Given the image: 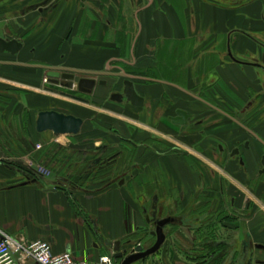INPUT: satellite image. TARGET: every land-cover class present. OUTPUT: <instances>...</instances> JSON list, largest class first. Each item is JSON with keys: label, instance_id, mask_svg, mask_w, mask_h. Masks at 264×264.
I'll return each mask as SVG.
<instances>
[{"label": "crops", "instance_id": "obj_1", "mask_svg": "<svg viewBox=\"0 0 264 264\" xmlns=\"http://www.w3.org/2000/svg\"><path fill=\"white\" fill-rule=\"evenodd\" d=\"M247 1L0 0V38L22 44L15 56L0 53V61L94 73L114 66L152 70L161 79L171 66L184 72L187 88L198 78V65L219 61L224 82L241 91L246 68L225 58V44L228 39L234 57L244 61L250 45L243 33L260 26L264 9V0ZM47 73L0 64V231L26 242H47L53 254L68 252L76 260L96 261L113 253L116 242H135L128 221L136 209L126 206L122 185L84 191L85 183L78 180L90 174L89 151L70 149L66 137L39 133L35 126L40 112L56 111L83 121L76 143L97 134L93 145L103 144L109 126L97 114L115 120L120 115L104 103L108 89L97 85L89 96L78 93L79 78L97 82L96 76L75 75L73 87L67 88L50 82ZM28 160L48 167L52 176L35 175ZM180 181L172 186L183 200H192L190 193L198 184L183 177Z\"/></svg>", "mask_w": 264, "mask_h": 264}, {"label": "flooded vegetation", "instance_id": "obj_2", "mask_svg": "<svg viewBox=\"0 0 264 264\" xmlns=\"http://www.w3.org/2000/svg\"><path fill=\"white\" fill-rule=\"evenodd\" d=\"M259 22L243 33L250 45L244 61L234 57L228 39L225 44V58L246 68L241 91L224 82L219 61L198 65L191 88L183 80L184 72L171 66L164 79L152 70H107L135 77L127 80L142 99L140 106L124 94L126 78L94 77L99 80L93 89H108L104 103L130 124L125 125L126 133L115 132L119 145L112 147L106 138L98 149L93 162L103 172L101 179L123 184L132 171L131 181L141 188L138 195L152 200L150 214L141 207L142 215H148L146 223L155 231L157 221L173 220L163 232L166 227H184L180 216L172 217L183 215L179 205L184 196L176 191L173 199L177 188L172 183H181L183 177L198 184L190 197L198 200V249L203 260L214 258L219 249L238 248L242 264H264V9ZM254 230L261 238L252 237ZM154 231L150 237L155 239ZM224 233L227 240L220 238ZM130 245V240L124 241L120 250L128 254Z\"/></svg>", "mask_w": 264, "mask_h": 264}, {"label": "rangeland", "instance_id": "obj_3", "mask_svg": "<svg viewBox=\"0 0 264 264\" xmlns=\"http://www.w3.org/2000/svg\"><path fill=\"white\" fill-rule=\"evenodd\" d=\"M34 10V9H33ZM12 11H10L11 13ZM9 12L5 13V15H8ZM129 17H131V13L128 15ZM129 27L131 28V22L129 24ZM134 31V29H133ZM7 54V53H6ZM33 73V72H32ZM28 76L31 74V72H27ZM74 85V84H73ZM75 87V86H74ZM95 114V113H94ZM97 119L100 120H106V125H107V134H106V138H107V143H112V147H115L118 144V140L116 138V136H114L115 132L116 133H121L124 134L126 133L125 131V125L128 126L130 125L127 121L126 118H123L120 116V118L118 119H114L111 118L110 115L108 114H102L99 113L97 114ZM116 122L115 126L111 123L109 124V122L113 121ZM108 123V124H107ZM54 135V134H53ZM55 137H60V136H64L66 137V139H68L66 147H68L67 145L69 143H76L77 140L74 138V136L76 135H70V136H66V135H54ZM89 139H86L84 144H88V142H93V140L100 138V135L94 134V136H89L87 137ZM102 138V137H101ZM95 143V142H94ZM78 144V143H77ZM102 144H100V141H96L94 147L89 150L90 153V159L92 160L90 163L91 167H90V174H86L85 178H79L78 181H83L85 186L83 189L84 191H87L89 193H93V192H97L100 189H102L103 187H105L106 185H109L107 183H105L103 181V179H101L102 173L100 168H96L97 163L93 162V159L95 158V155L98 154L97 151ZM85 159H88L87 157H85ZM41 164V163H40ZM43 165V164H42ZM28 169L30 170L29 166ZM131 175H132V171H129L125 177L124 183L121 184L124 187V190L126 192V206L128 207V209L130 210V206L132 208H135V212L134 209L131 212V219L128 221V224L132 221V224L130 225L133 234L132 237H134L135 239L137 238V241L134 242L130 248L133 249V247H136L138 244L145 246L146 249L150 248L154 242L155 239L150 237V232L154 231L153 230V226H149L146 223V220H148V215L143 216L142 215V211H141V207L148 209V204H151L152 200L151 199H145L143 196H139L138 193L141 190V188L137 187L135 184H133V182L131 181ZM77 180V179H76ZM77 181V182H78ZM115 185H118L117 182L114 183ZM76 185H80V184H76ZM82 185V184H81ZM75 188V187H74ZM76 189V188H75ZM198 189V188H197ZM196 189V190H197ZM173 190V189H172ZM175 190V188H174ZM196 190H194L195 192H197ZM177 190H175L174 194H173V199L176 197V192ZM179 209L183 211V215H176L174 214L172 217L176 218L180 216V220H182L183 226L181 229H173L171 227H166L164 232L168 237V234L170 235V233L173 235V237H171V235L168 238V243L170 241L169 244H165L164 246L161 247V249L159 250L158 253L154 254L153 256H151L150 258L144 260V261H139L135 264H172L174 263L173 261H180L181 264H242L241 263V259H242V254L239 256V253L241 252L240 249L235 248V249H231V248H223V249H219L217 255L214 258H208L206 260H203L202 254L200 253V250L198 249V200L192 199V200H182L180 205H179ZM255 213H257L256 209H253ZM148 213L150 214V210L148 209ZM133 214V215H132ZM133 226V227H132ZM175 230V231H174ZM174 231V232H173ZM259 231L254 230L253 233V238L255 239H259L260 234L258 233ZM221 239L223 240H227V236L224 235L220 236ZM125 240H123L124 242ZM172 241V243H171ZM173 243H177V245H180L179 243H181V245L184 247H178L177 245H173ZM170 245V248L168 247ZM129 249V252L132 250ZM108 254H112V251H109ZM174 258V260H172ZM239 259V262H232V259ZM119 263V262H118Z\"/></svg>", "mask_w": 264, "mask_h": 264}, {"label": "water", "instance_id": "obj_4", "mask_svg": "<svg viewBox=\"0 0 264 264\" xmlns=\"http://www.w3.org/2000/svg\"><path fill=\"white\" fill-rule=\"evenodd\" d=\"M22 44L16 40H4L0 38V53H7L11 56H15L21 50ZM229 57L233 60L231 53L228 52ZM235 61V60H234ZM2 65H10V66H18V67H25V68H35V69H43L48 71L47 76L50 82L55 85L60 84L61 86L71 88L73 87L75 81V75H83V76H111V77H124L127 79H134L135 77L126 75L125 73H111V72H84V71H75V70H68L64 68H52L45 65L39 64H22L16 62H1ZM63 72V74L59 75L57 72ZM65 72V73H64ZM61 78L63 82H59L58 78ZM95 85V81L88 78H80L76 83V89L78 92L90 94L93 87ZM124 94L126 95L127 99L135 106H140L142 99L138 97L133 88L132 83L130 81L124 82ZM116 95L112 96V99ZM83 124V121L80 118H76L71 115H64L62 113H58L56 111H42L38 114L36 120L35 129L37 132H45L50 131L54 135H77L80 131V128ZM68 147L73 150H88L94 147L92 143L89 144H77V143H69ZM121 185V183L119 184ZM154 217V216H153ZM171 218H165L156 222V227L154 233L155 242L154 244L148 248L143 250L142 247L136 246L134 247L128 254L125 250H120L121 243L116 242L113 245V255L114 259L119 260V264H135L140 260L145 259L151 255L156 254L161 246L165 241V234L163 232V228L172 223Z\"/></svg>", "mask_w": 264, "mask_h": 264}, {"label": "built area", "instance_id": "obj_5", "mask_svg": "<svg viewBox=\"0 0 264 264\" xmlns=\"http://www.w3.org/2000/svg\"><path fill=\"white\" fill-rule=\"evenodd\" d=\"M27 165L38 177L52 176V171L40 163L28 160ZM24 260H31L36 264H114L112 254L103 255L96 261L76 260L68 252L53 254L51 245L47 242H26L0 231V264H21Z\"/></svg>", "mask_w": 264, "mask_h": 264}]
</instances>
